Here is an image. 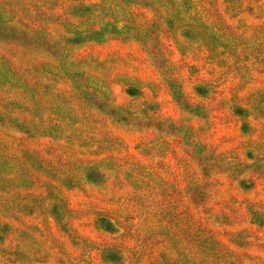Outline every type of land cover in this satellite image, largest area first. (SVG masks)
Segmentation results:
<instances>
[{
  "label": "rangeland",
  "instance_id": "rangeland-1",
  "mask_svg": "<svg viewBox=\"0 0 264 264\" xmlns=\"http://www.w3.org/2000/svg\"><path fill=\"white\" fill-rule=\"evenodd\" d=\"M0 22V264H264V0Z\"/></svg>",
  "mask_w": 264,
  "mask_h": 264
},
{
  "label": "trees",
  "instance_id": "trees-1",
  "mask_svg": "<svg viewBox=\"0 0 264 264\" xmlns=\"http://www.w3.org/2000/svg\"><path fill=\"white\" fill-rule=\"evenodd\" d=\"M87 7H90V6H87ZM92 8H93V6H91ZM2 22H0V24H1ZM123 29L124 28H122V29H117L118 31H120V32H122L123 31ZM23 37H25V36H23ZM43 44L45 45V41H43ZM53 46V45H52ZM50 55H52V56H55L54 55V51H52V49H51V51H50V53H49ZM78 91H79V89H78ZM37 97H36V94L34 93V95H33V97H32V100H34L35 102H36V99ZM0 105H1V102H0ZM24 112H25V114H26V119H25V121H26V124L25 125H28V126H30V124H31V119H32V115L30 114V111L28 110V109H25L24 110ZM2 120H4V122L3 123H5V122H7V117L5 116L4 117V119H2ZM34 125V124H33ZM1 171L2 170H0V173H1Z\"/></svg>",
  "mask_w": 264,
  "mask_h": 264
}]
</instances>
